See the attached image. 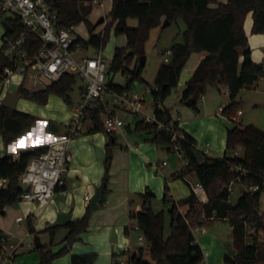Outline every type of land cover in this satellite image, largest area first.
Instances as JSON below:
<instances>
[{
    "label": "trees",
    "instance_id": "obj_1",
    "mask_svg": "<svg viewBox=\"0 0 264 264\" xmlns=\"http://www.w3.org/2000/svg\"><path fill=\"white\" fill-rule=\"evenodd\" d=\"M53 3L59 12V25L70 28L84 23L89 31L88 41L80 38L79 43L93 46L101 51L105 48L111 30L116 36H125L126 46L117 48L110 62V74L116 76L119 72L127 78L126 85L111 83L115 91L130 89L136 81H143L141 73L144 67L139 64V59L145 55V45L150 38L151 31L163 26L165 21L171 23L184 20L185 30L183 41L171 47L172 57L169 63H162L158 69L155 84L157 90H152L155 113L160 117L168 115L160 111L158 105L164 103L171 95L172 90L179 86L180 76L192 54L207 53L187 82L181 101L186 103L193 100L191 106L197 112L199 101L205 96L209 88L227 89L232 104L224 108V115L231 117L239 111L235 102L241 91L256 88L264 79V65L255 63L251 58L249 39L245 32V21L252 13V33L264 34V0H227L226 3H217L212 8L215 0H112V10L102 32L96 33L97 27L90 21L93 7L88 5L93 0H47ZM129 19L138 20L136 28L128 26ZM11 30L6 31L3 47L0 48V82L4 80L6 70L14 68L4 55L6 39L18 38L26 32L19 19H7ZM40 36L29 34L25 50L33 58L42 48ZM243 57V61L240 59ZM133 66L134 68H132ZM77 80L75 76L66 75L60 82L48 86L46 89L31 93L21 85L18 90L20 98L46 105L51 95H57L69 105L72 104L70 94ZM38 118L18 110L0 107V135L5 145L11 143L28 133ZM94 127L92 133L104 132L100 115L93 116ZM227 129L226 153L222 158H211L205 155L203 162L199 163L193 155L197 144L194 138L185 134V139L177 140L182 154L188 164L175 179L186 176H195L206 190L208 201L205 204L196 202L191 195L188 199L175 202L168 198V186L164 202L169 204L171 232L165 237V215L161 211L154 213L152 208L148 211L146 206L151 204L153 194H139L143 210L131 212V220H136L146 242L151 244L150 260H144V249L138 247V253L130 256L131 264H199L204 261L201 246L196 242L192 225L204 227L211 221L222 219L228 221L233 229L232 248L234 255H226L224 264H264V212L261 209V197L264 193V131L255 125L240 126L233 123ZM136 131L149 136V141L158 147L173 153L172 137L165 131H158L155 124H144L139 121ZM130 132V129H129ZM111 140H116L115 135H110ZM106 147L105 164L107 178L103 185L106 186L109 168L112 165V145ZM238 147L241 155L236 156ZM46 151V147L35 148L21 153L17 159L12 157L0 158V181L6 180L7 186H0V211L13 206L20 201L24 189L20 184V177L25 172L31 159ZM247 170V175L240 177L236 167ZM239 178V179H238ZM236 181L244 187V191L233 205L227 203L230 184ZM256 188V191L253 189ZM104 200L101 205H103ZM186 209L183 211V209ZM85 215L76 221L65 224H56L47 229L53 243L56 232L67 229L66 245L53 253L48 247L39 248L41 259L39 264H53V261L70 252L79 236L88 232L92 211L87 209ZM207 222V224H206ZM249 229L254 232L248 236ZM32 231L34 232L33 228ZM124 233L130 234L128 227ZM0 231V264H4L5 255ZM249 240V242H248ZM126 255V253H123ZM96 254L73 255L71 264H94Z\"/></svg>",
    "mask_w": 264,
    "mask_h": 264
},
{
    "label": "rangeland",
    "instance_id": "obj_2",
    "mask_svg": "<svg viewBox=\"0 0 264 264\" xmlns=\"http://www.w3.org/2000/svg\"><path fill=\"white\" fill-rule=\"evenodd\" d=\"M101 10L104 14H108L106 16V21H108L109 12L107 10L101 9L97 6L93 7L92 10V18L90 17V21L92 23H96L97 20L95 17L97 10ZM9 18L10 15H6L1 19L5 21ZM178 21L173 22L170 26L163 28L158 27L151 31V36L149 40L146 42L145 45V56L147 57V62L145 67L141 73V79L143 81H136L135 84L132 85L131 89L133 92L138 93L147 100L148 111L151 113L153 112V101L150 94L146 93V88L149 86H154L155 78L158 69H160V65L164 63L165 53L167 50H170L173 44L178 43L179 40L183 37V33L185 30V23L184 20L181 18L177 19ZM105 25V24H104ZM103 26V25H102ZM105 28V26H104ZM101 26L97 28V32H99ZM76 31L80 33V35L84 38L89 36V31L84 23L78 24L76 26ZM108 42L102 51L103 56L108 60L112 61L115 51L117 48L125 47L126 46V38L125 36H116L114 33V29L110 32ZM78 54L76 55V57ZM134 68L133 66H131ZM21 78L18 75H13L6 80L5 84V91L4 93H11L14 91L19 90L18 88L21 87ZM127 78L122 76L120 72L115 76L114 83L118 85H126ZM82 86V82L77 80L76 84L73 86V91L70 94L72 104H67L62 97L57 95H51L47 104L42 105L35 101H30L24 98H20L17 104V110L20 112L31 114L38 118V120H42L45 122H52V124H57L59 127L58 135L64 137L68 134L69 128L68 123L72 117L73 112L71 107L77 105L80 101V87ZM180 86V85H179ZM24 87L27 89H32V85L29 81H26ZM179 88L172 90L171 95L168 99L165 100L164 103H171L177 102L179 106L186 107L184 104H181V101H178V92ZM222 93L218 92L217 89L214 90L212 87L209 88L205 94V97L211 101L209 105V111L214 115L216 120L219 122V126L217 123L215 124L213 120L215 119H206L204 123H196L195 129L198 131L199 136V143L198 149L205 151L203 146L205 143H210L215 146L214 144L218 145V148L223 150H215V157L222 156L224 153V145L225 140L223 139V130L227 131L229 127H232L234 124L232 121L228 120L226 117L217 116L216 112L219 107H227L231 104V99L228 95H225V91L222 90ZM238 109L242 110L244 115L242 116L241 120L242 123L238 124L242 127L246 125H255L256 127L260 128L264 131V81L259 83V87L253 88L251 90H243L239 95L238 100ZM160 102V104H164ZM201 100L199 101L197 108L201 110ZM195 113L197 112L192 107L190 108ZM120 117L125 121L126 126L124 127L123 132H128V137L124 139L122 136H118L116 139V145H112V152L115 149L114 147L124 149V146L127 144L128 141H136L138 143L148 142L151 146L155 148L157 145L151 141H146L147 135L141 132L136 131V124L142 120V115H132L130 113L122 112ZM38 122V121H37ZM37 124V123H35ZM215 124V127H214ZM38 125V124H37ZM90 124L87 123L85 128H87ZM130 125V126H129ZM33 125L31 128V132L26 133L27 135L24 136L20 143L25 145H33L37 144L41 140L42 129ZM48 127V129L51 128ZM130 129V132H129ZM51 130V129H50ZM102 133V132H96ZM93 133V134H96ZM220 136V143L217 144L216 141L214 142L215 136ZM1 139V135H0ZM110 139V138H109ZM206 145V144H205ZM204 145V147H205ZM158 155H155L154 163L152 166L148 164V167L152 170L151 175V189L153 192V197L151 198V208L154 213H159L161 211L164 212L165 215V237H168L171 232L170 228V216L168 212L169 204L164 202V193H166V186H168V197L174 195V199L177 200H184L189 195L190 188L188 186L189 181L193 180L194 176H186L183 179H175V172L177 171L179 164L177 162L176 156L173 153L167 152L160 147H157ZM221 151V152H220ZM73 153V149H71ZM113 154V153H112ZM163 161H167L169 166L163 169L161 172H156L154 167L156 163H162ZM96 162L100 163V165L104 168V178L106 176L107 168L105 164V158L98 160L96 157ZM73 163V162H72ZM145 170H142L140 173L143 176V173L148 170L147 165L145 166ZM108 173V182H107V199L108 196L111 195L113 192L116 191L110 190L113 185V179L118 178L121 179L117 173L113 175L114 172H111V166L109 168ZM131 180L133 182V177L136 175L132 172ZM103 178V180H104ZM243 187L242 185L238 184L235 186V192L233 195L232 203L235 204L238 202V198L242 194ZM126 191V189H125ZM96 192V191H95ZM72 193V191H71ZM128 194V193H127ZM139 193L131 192L129 190L128 196L131 199L130 207L131 209H135L137 204L139 203ZM72 202H69L68 197H60L58 198L57 202L53 200L51 204L47 207H60L66 211V213H70L71 209L73 208ZM119 203V202H118ZM261 209L264 211V193L261 197ZM117 205L116 202L111 201L110 205L108 206L110 209L114 208ZM28 208H30L28 210ZM107 209V210H110ZM86 210V208H85ZM102 210V209H101ZM104 210V209H103ZM186 209L184 208L183 211ZM6 214H0V220L2 222L1 225H4V234L7 235V240L4 241L3 248H4V255L6 259L4 260V264H39L41 259V252L39 249H34L32 244L35 241V237L38 236L42 241L48 243L47 245H43L51 249L52 252H58L62 247V240L67 234V229L61 228L59 229L53 239L52 245L50 234L47 232V229L50 224L48 216L46 215V209H43L42 206L34 204V203H27L25 201H19L13 206H9L3 210ZM64 212H58V214ZM111 215H99L97 214V218L94 221L95 217L93 213L91 215L90 224L88 227V232L83 236V238L75 243L72 246L70 252L56 258L53 261V264H70V258L72 254H80L85 252H94L97 253V259L94 264H114L118 261L119 257H123V252L126 250L129 245L131 246L133 251H136L137 248L140 246L138 243V237L142 234L141 231L133 230L130 232L129 235L124 233V227L130 226V222L126 223L127 215L119 216L115 218L111 222V217L114 218L116 215V210L110 212ZM95 215V213H94ZM21 216L24 218V222L18 224L16 219ZM58 216V215H57ZM123 219L125 220L123 222ZM207 224V222H206ZM32 228L34 232L32 231ZM193 229H196L195 225H192ZM115 232L117 242L112 243L111 239L113 233ZM232 226L228 221L217 220L208 224L205 227V232H201L196 230V236L203 243V251H204V260L208 264H224V259L228 254V247H232L233 239H232ZM264 240V237H262ZM264 248V246H263ZM17 249V254L15 259H10L9 257L12 256L14 250ZM144 258L150 260V254L145 250L143 254Z\"/></svg>",
    "mask_w": 264,
    "mask_h": 264
},
{
    "label": "built area",
    "instance_id": "obj_3",
    "mask_svg": "<svg viewBox=\"0 0 264 264\" xmlns=\"http://www.w3.org/2000/svg\"><path fill=\"white\" fill-rule=\"evenodd\" d=\"M105 0H93L88 5L97 6L101 9L105 8ZM10 15V18L19 19L25 28L18 38L6 39L5 57L13 63L12 70H6L4 80L0 82V107L5 97L9 93H4L5 82L13 75H18L21 85L24 86L26 81L32 85V89H28L31 93L46 89L48 86L60 82L66 75L76 77V80L82 82L80 87V102L73 109V114L69 123L68 135L59 140L48 144L46 151L39 156L31 159L27 165L25 172L20 177V184L24 189L22 200L40 205L48 206L58 188L64 183L65 176L68 172L69 164L73 160V154L70 150V143L73 139L82 135L85 131L87 123H91L94 127L93 116L100 115L103 124L104 133L107 135H116L122 133L126 126L125 121L120 117L122 112L132 115H142L140 120L144 124H155L158 131H165L172 137V150L182 160L184 168L188 161L184 154L180 152L177 140L185 139V133L179 128L181 118L172 115L163 104H159L158 108L162 113L169 112L168 115L160 119L155 113V104L153 112L148 111L147 100L144 96L133 92L132 89H124L120 92L110 87L114 82L115 76L110 74L108 61L102 54V51L96 50L93 46H85L79 43L82 38L80 33L76 31V26L64 28L59 25V12L54 8L53 3L47 0H0V16ZM29 34L40 36L43 42L42 48L31 58L25 50L27 37ZM83 39V38H82ZM88 41V40H86ZM165 53L164 62L169 63L172 57V51ZM78 56L76 57V55ZM117 84V83H116ZM257 88V87H256ZM152 90L156 87H147L146 93L152 96ZM226 93L228 90L226 89ZM224 108H220L218 114L223 116ZM243 114L239 111L236 115L226 117L233 123H239V118ZM236 156L241 155V147H238ZM165 164V163H164ZM166 165V164H165ZM236 173L240 177L247 175V170L238 166L235 168ZM238 178V179H239ZM237 182L233 181L229 188L227 203L233 205V195ZM1 187L7 186V181H0ZM26 188L29 191L26 192ZM257 189L254 188L253 191ZM191 193L197 203L205 204L208 201L204 185L197 181L191 185ZM85 200L89 201L90 196H85ZM23 217H19L17 222L23 221ZM130 232L140 230L136 220H131L128 226ZM196 227L193 231L200 230ZM253 230L249 229L248 236L253 234ZM249 242V240H248ZM139 247L150 252L151 244L146 242L143 234L138 237ZM123 257H119L121 264H131L130 256L138 253V249L133 251L131 246L127 247L123 252ZM145 261L149 259L144 258ZM199 264H208L205 260Z\"/></svg>",
    "mask_w": 264,
    "mask_h": 264
},
{
    "label": "crops",
    "instance_id": "obj_4",
    "mask_svg": "<svg viewBox=\"0 0 264 264\" xmlns=\"http://www.w3.org/2000/svg\"><path fill=\"white\" fill-rule=\"evenodd\" d=\"M105 1H106L105 2V9L107 10V13L108 12L110 13V11L112 10L113 2H112V0H105ZM226 2H227V0H215V3H212L211 7L214 8V7L218 6L217 3H226ZM107 15L108 14L105 15L104 12H102L101 10L98 9L95 17H97L96 18L97 21L100 18L105 17V23L104 24H106V16ZM2 17L3 16H0V18H2ZM90 17L92 18V13H91ZM7 19H11V18L7 17ZM3 22L4 21L1 22V19H0V48L3 47L4 37H5V33L7 31V30H5V28L3 26ZM104 24H103V26L101 25L100 31L99 32L96 31V33H100L104 30V26H105ZM137 25H138V20H136V19H129L128 20V26L129 27L136 28ZM244 28H245V32L247 34V37L249 39L248 41H249V48L251 50L252 60L257 64L264 65V34L255 35L252 33V28H253L252 13H250L247 16ZM82 38L84 40H88L89 36L87 38H84V37H82ZM182 41H183V37L181 38V40L178 41V43H181ZM206 56H207V53H205V52L204 53H195V54H192L191 57L189 58V60L186 64V67L184 68L185 70H183V72L180 76V80H179L180 86H178L179 95L177 98L178 101H181L182 94L186 88L187 82L191 79L195 70L198 68L199 64L201 63V61ZM242 61H243V57L240 59V62H242ZM262 81H264V79H262L260 82H262ZM257 87H259V84ZM213 89L216 90L217 87L213 88ZM222 90L225 91V95H228V93H226V89H217V91L220 93H222L221 92ZM15 92H18V90L11 92V93H15ZM238 100H239V96L237 97L235 102L239 103ZM201 102H202L200 105L201 110L199 109L198 114L193 112L192 110H190L191 107L187 106V104L184 102L182 103V101H181V104H184L186 107H189V108H184L183 106H179L176 101L163 104L164 108L167 109L172 115H177L181 118V120L179 122V128L181 129V131L183 133L188 134L192 138L195 139L196 144H197V149H198V143H199V136H198L199 134H198V131H196V129H195L196 123H199V124L204 123L206 119H211V120L215 119V120H213L214 123L215 124L217 123L218 126L220 125L219 122L214 117V115L212 113H210V111H209V105L211 104V101H209L204 96L201 99ZM78 103H77V105H78ZM231 104H232V101H231ZM77 105L71 107L72 112H73V109L77 107ZM220 108H223V107L218 108V110L216 112L217 116H222V115L218 114ZM243 115H244V113L239 118L240 124L242 123L241 118ZM223 117L224 118L226 117L224 115V113H223ZM51 123L50 122L48 123V122H45V121H42L39 119L37 122L38 125L34 124V125L40 127V129H42L41 130L42 131L41 140L37 144L25 145V144L20 143L21 139L27 135V134H25L22 137L15 139L11 143L5 145V143L3 142V138L1 136V139H0V158L12 157L13 159H17L21 153L31 151L35 148L45 147L48 144L55 142V141H59L68 135L67 134L64 137L59 136L58 133H59L60 129L57 126V124H55V123H54L55 129L57 128V131L51 132L50 129H48V127L51 126L50 125ZM89 124L90 125L84 129L85 131H83L82 135L73 139L70 143V150L73 149V153H72L73 154V160H72L73 163L71 162L69 164L68 172L65 176L64 183L58 188V190H57V192L53 198V200H55L57 202L58 198L69 196V202H72L71 204L73 205V208L70 211V213H71L70 222L81 219L85 215V213H87L86 211H87V209H90L89 204L95 195V191L100 189L103 185L104 168L102 165H100V163L96 162L97 150H99V151L101 150V152H103V154L106 156L107 145L110 143H114V142H115L114 145L117 144L116 140H111V137L109 135L105 134L103 131H102V133L93 134L90 131L93 128V125L90 122H89ZM215 124H214V127H215ZM36 126L34 128H37ZM223 131H224L223 132V135H224L223 139L225 140V145H224V151H223L224 153H222V156L215 157V153L218 150H223V149H221V148L219 149L218 145H216V144H214L215 146L213 147V145L208 143V142L205 143L206 145L204 144L205 147H204V145H202L205 151H202L200 149H198V151L200 150L204 155L211 157V158H222L226 153V142H227V131H225V130H223ZM119 135L122 136L124 139H126L129 136L128 133H127V135H123L122 133H120V134L115 135L116 139ZM148 139H149V136L147 135L146 141H148ZM215 141L217 144L220 143L219 134H218V136L214 137V142ZM157 147L155 148L154 146H151V144H148V142L138 143L136 141H128L127 144L124 146V149L114 147L115 149L112 152L113 153L112 154L113 160H112V165H111V172H114L113 175L115 173H117L118 176L123 180H119L117 177L114 178L112 181L113 185H112V188H110V190H112V192L114 190V191H116V193L113 192L111 195L108 196L109 198L107 199L106 196H107L108 192L106 191L105 196L100 201L99 210H97V211L91 210L93 212V216L95 217L94 221L97 218V216H96L97 214L110 216L111 215L110 212L113 210H116V215L114 218L111 217V222L119 216H124L125 214H128L126 217V218H128L126 223L130 222V225H131V217H130L131 212H141L143 210V204H142V201L139 199V203L137 204L136 208L131 209L130 204L132 202H131L130 197L128 196L129 190L131 192H135V193H139V194H145L146 192H150L151 194H153L152 189H151L152 170L150 167H148V164L150 166H152L154 164V163H152V161L154 160L155 155H158ZM215 150H216V152H215ZM173 154L176 156L177 162L180 166V167H178L177 171L175 172V176H177L178 174H180L183 171L184 164H183L181 158L176 153L173 152ZM98 160H101V159H98ZM146 165L148 167V170L146 172H144L143 176H142L140 173L142 172V170H145ZM168 166H169V163L167 161H163L162 163H156V165L153 167H154L156 172L162 173L163 169H165ZM132 172H134V174L136 175L135 177H133V182L131 180V175H133ZM193 178L194 179L189 181V183H188L190 191H189L188 197H186L184 200L188 199L192 195L191 185L195 184L198 181L195 176ZM125 189H126V191H125ZM244 190L245 189L243 187L242 192ZM71 191H72V193H71ZM85 196H90V200L86 201ZM164 196H165V193H164ZM164 196H163V198H164ZM168 198L170 200L177 202V203L183 201V199L182 200L174 199V195L169 196ZM103 200H104V203H103V205H101ZM111 201L116 202L117 205L114 208L110 209L108 206L110 205ZM27 203H30V202H27ZM48 206H44L43 209H46V212H47L46 215L48 216L50 224H52L51 226H49V228H50V227L58 224L56 221L57 217H58L57 216L58 212H66V211H64V209H62L60 207H56V208L49 207V208H47ZM85 208H86V210H85ZM29 209L30 208H28V210ZM107 209H110V210H107ZM94 213H95V215H94ZM0 214H2V211H0ZM4 214H6V213L4 212L2 215H4ZM19 217H21V216H19ZM17 219H16V222H17ZM217 220H220V219H217ZM217 220H213L209 224H211L212 222L217 221ZM124 221L125 220L123 219V222ZM222 221H226V220H222ZM1 222H2V220H0V223ZM22 222H24V219ZM22 222H20V223L17 222V223L21 224ZM206 226L202 227L199 231L205 232ZM126 227H128V226H125L124 230ZM4 228H5L4 225L0 226V231L2 232V235H5L3 233ZM193 232H194V236L196 238V242L201 246V248L203 250V243H201L200 240L197 238L195 231H193ZM85 234L86 233L80 235L79 240H81ZM67 235H68V232H67L66 236L64 237V239L62 240L61 249L64 247V245H66L65 239H66ZM5 236H6L5 240H7L8 237H7V235H5ZM41 243H42V246L48 244L44 241H42ZM32 246L34 249H36L35 248V241L33 242ZM16 254H17V249L14 250L12 256L9 258L15 259L14 257H16ZM84 254H96L97 255V253H94V252H85V253H80V254H72L71 258L73 255H84ZM203 254H204V251H203ZM71 258H70V264H71Z\"/></svg>",
    "mask_w": 264,
    "mask_h": 264
},
{
    "label": "water",
    "instance_id": "obj_5",
    "mask_svg": "<svg viewBox=\"0 0 264 264\" xmlns=\"http://www.w3.org/2000/svg\"><path fill=\"white\" fill-rule=\"evenodd\" d=\"M143 1H151V0H143ZM105 23V17L103 18H100L95 26L96 27H99L101 25H103ZM172 23L169 22V21H165L164 24H163V28H166L168 26H170ZM3 26L5 28V30L7 31H10L11 30V27L9 25V23H7V21H4L3 22ZM146 61H147V57L144 55L142 56L140 59H139V64L141 65V67H145L146 65ZM111 76L113 77V74H111ZM20 100V95L18 94V92H15V93H9L4 101H3V104L2 106L5 108H9V109H12V110H17V104ZM193 100H189L186 102L187 106H192L193 105ZM51 132H56L57 131V128L55 129V124H52L51 128H50ZM193 155L194 157L196 158V160L201 163L203 162V160L205 159V155L198 149H194L193 151ZM97 158L98 159H104L105 158V155L103 154V152H101V150H97ZM105 178H107V173H106V176ZM26 192L29 191V188H26L25 190ZM148 194H151L150 192H147ZM106 194V186L105 185H102V187L100 189H98L96 192H95V195L94 197L92 198V200L90 201V204H89V208L90 210L92 211H97L99 210L100 208V201L103 199V197L105 196ZM20 201H22V198H20ZM149 209H151V204L148 203L147 206H146V210L148 211ZM4 213V211H2V214ZM70 219H71V213H60L58 214V217H57V223L58 224H67L70 222ZM1 238L3 240L6 239V236L5 235H2ZM111 242L112 243H116L117 242V238H116V234L115 232L113 233V236H112V239H111ZM42 247V243H41V240L38 236L35 237V248L36 249H39ZM235 251L232 247H228V254L229 255H234L235 254ZM115 264H121V262L119 261H116Z\"/></svg>",
    "mask_w": 264,
    "mask_h": 264
}]
</instances>
